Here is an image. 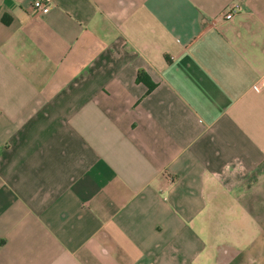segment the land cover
<instances>
[{"label": "crops", "instance_id": "crops-1", "mask_svg": "<svg viewBox=\"0 0 264 264\" xmlns=\"http://www.w3.org/2000/svg\"><path fill=\"white\" fill-rule=\"evenodd\" d=\"M34 1L0 0V264H264V0Z\"/></svg>", "mask_w": 264, "mask_h": 264}, {"label": "built area", "instance_id": "built-area-1", "mask_svg": "<svg viewBox=\"0 0 264 264\" xmlns=\"http://www.w3.org/2000/svg\"><path fill=\"white\" fill-rule=\"evenodd\" d=\"M55 0H35L33 3L34 11L38 14H47L50 12ZM236 11L234 9H230L224 16L225 20L233 19ZM256 91L261 90L260 84L254 86Z\"/></svg>", "mask_w": 264, "mask_h": 264}, {"label": "flooded vegetation", "instance_id": "flooded-vegetation-1", "mask_svg": "<svg viewBox=\"0 0 264 264\" xmlns=\"http://www.w3.org/2000/svg\"><path fill=\"white\" fill-rule=\"evenodd\" d=\"M221 256H223V258L225 260H229V263H234L237 262L238 259H240V256L237 252H233V251H229V250H223V252L221 253Z\"/></svg>", "mask_w": 264, "mask_h": 264}, {"label": "trees", "instance_id": "trees-1", "mask_svg": "<svg viewBox=\"0 0 264 264\" xmlns=\"http://www.w3.org/2000/svg\"><path fill=\"white\" fill-rule=\"evenodd\" d=\"M138 81L145 83L150 90L154 88V84L144 75L143 72L139 73Z\"/></svg>", "mask_w": 264, "mask_h": 264}, {"label": "rangeland", "instance_id": "rangeland-1", "mask_svg": "<svg viewBox=\"0 0 264 264\" xmlns=\"http://www.w3.org/2000/svg\"><path fill=\"white\" fill-rule=\"evenodd\" d=\"M227 220H228L227 222H230L232 219L231 218L230 219L227 218Z\"/></svg>", "mask_w": 264, "mask_h": 264}]
</instances>
